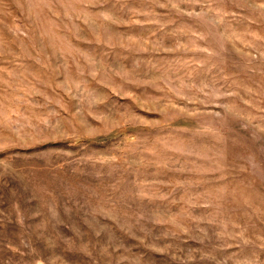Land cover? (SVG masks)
Here are the masks:
<instances>
[{"label": "rangeland", "instance_id": "374dc122", "mask_svg": "<svg viewBox=\"0 0 264 264\" xmlns=\"http://www.w3.org/2000/svg\"><path fill=\"white\" fill-rule=\"evenodd\" d=\"M0 264H264V0H0Z\"/></svg>", "mask_w": 264, "mask_h": 264}]
</instances>
